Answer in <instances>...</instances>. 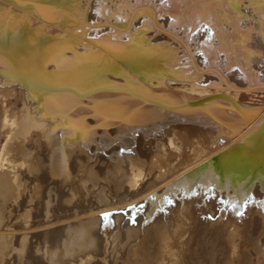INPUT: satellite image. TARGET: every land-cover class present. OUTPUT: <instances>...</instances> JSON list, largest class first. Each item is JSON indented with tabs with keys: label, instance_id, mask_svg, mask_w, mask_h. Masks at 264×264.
<instances>
[{
	"label": "bare ground",
	"instance_id": "1",
	"mask_svg": "<svg viewBox=\"0 0 264 264\" xmlns=\"http://www.w3.org/2000/svg\"><path fill=\"white\" fill-rule=\"evenodd\" d=\"M169 1L0 0V224L55 219L1 245L192 242L210 202L231 235L264 223V0Z\"/></svg>",
	"mask_w": 264,
	"mask_h": 264
},
{
	"label": "rangeland",
	"instance_id": "2",
	"mask_svg": "<svg viewBox=\"0 0 264 264\" xmlns=\"http://www.w3.org/2000/svg\"><path fill=\"white\" fill-rule=\"evenodd\" d=\"M83 1L84 0H81V2ZM153 1L159 2L157 5L160 10L171 4V1L169 0ZM215 1L220 2L221 0ZM245 1L246 0H242L238 3V5H240L239 7L246 9L253 7L250 3H245ZM227 2L228 1H224V5L227 6ZM78 7L76 9L71 8L72 13L69 12L68 16L66 15L69 17L68 22L72 25H76L77 27L83 23L81 19V13L83 10L82 3L78 4ZM213 7H216V5ZM114 10H117V8L115 7ZM232 10L236 15H238L239 11L235 12L234 9ZM226 11L228 15L232 16L230 13L231 9ZM111 15V18L116 17L114 14ZM239 15L244 18L252 19L254 23L259 21L258 16L255 14L252 15L245 13L244 11H240ZM185 16L188 18L191 17L190 14H186ZM170 19L175 21L176 16L175 18L170 17ZM207 26L211 27L209 24H205L202 28H207ZM251 26L253 30L258 29V26L255 27V24H251ZM103 33L95 34L94 39L96 38V41H98L99 38H102L101 36L103 35L101 34ZM214 39L216 40V38ZM215 40L213 43L217 44L218 51L221 50L223 52V41L216 42ZM242 56L240 55L239 61H241ZM235 61L232 63L238 62V60ZM136 135H138L137 132ZM98 151L102 152L103 155L106 154L105 156H108L105 150ZM150 187H153V185L151 184ZM172 191L177 192L175 189ZM116 197L114 194L107 195L109 201L116 199ZM203 207L204 208L200 210L199 215L197 214L199 218L194 222V224H196L194 231L197 235L192 242L180 243V240H178L175 236H172L173 232L176 233L179 231V229L176 228V230L170 231L171 242L165 241L160 244L144 245L143 250H140L138 245H135V243L137 244L142 239L140 234L134 235L133 237L129 236L128 238H123L124 236L120 234L117 241H114L110 236L103 235L101 244L94 246L93 248L90 246L81 250H73L71 248L72 250L69 251L63 249L64 251L58 252L59 255L55 256V253L58 251V245L53 244L47 239L31 238L32 236L30 232L24 233L22 231L21 235L26 238L19 250L16 249L17 251H14L7 249V247H5L6 245L4 246L3 244H0V264H82V260L85 259V257L89 259L90 264H138L139 260L141 263L148 261L149 264H264V237L251 238L258 236L259 232L263 230V222H259V226L257 228L258 231L255 230L253 234L242 236L239 233H235L231 235L230 227L229 230H223V226L222 228H218L217 223L212 222V209L214 214V207L213 205V208L211 207V202L206 206L204 204ZM160 210L164 211V207L160 208ZM54 220L55 219L47 221L46 219L43 221L38 220L35 225L30 222L33 221V219L27 220V222H12L5 225L1 223L0 231H5V229L20 231L22 228L21 225H26L29 228H32V230H37V227L41 226L38 224H43L44 226L45 224H50ZM3 236L4 235H0V240ZM7 236L11 245H13L15 237H11L15 235L11 234ZM261 245L263 249L260 251L259 246Z\"/></svg>",
	"mask_w": 264,
	"mask_h": 264
},
{
	"label": "snow or ice",
	"instance_id": "3",
	"mask_svg": "<svg viewBox=\"0 0 264 264\" xmlns=\"http://www.w3.org/2000/svg\"><path fill=\"white\" fill-rule=\"evenodd\" d=\"M105 215H108V214H105Z\"/></svg>",
	"mask_w": 264,
	"mask_h": 264
}]
</instances>
